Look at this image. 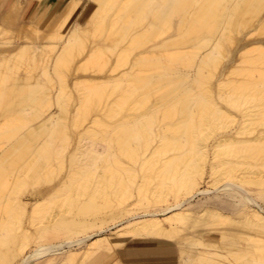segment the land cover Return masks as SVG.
<instances>
[{"label":"bare ground","instance_id":"obj_1","mask_svg":"<svg viewBox=\"0 0 264 264\" xmlns=\"http://www.w3.org/2000/svg\"><path fill=\"white\" fill-rule=\"evenodd\" d=\"M31 1L0 16V264H264V0L228 63L240 0H63L10 28Z\"/></svg>","mask_w":264,"mask_h":264},{"label":"rangeland","instance_id":"obj_2","mask_svg":"<svg viewBox=\"0 0 264 264\" xmlns=\"http://www.w3.org/2000/svg\"><path fill=\"white\" fill-rule=\"evenodd\" d=\"M11 0H7L6 3L3 5V7L0 9V16L3 14L4 10L6 9V7L8 6L9 2ZM54 1V0H53ZM57 3L63 1V0H55ZM33 3L36 8L34 9V12L32 14V16L29 15V4L30 3ZM29 4L26 5V7L24 8L23 12L21 13V15L19 16V21L18 23L15 25V26H9V25H6L7 27L9 26L10 28H14V29H17L20 27L21 23L23 22H29V23H32L34 25H36L37 27L41 28V29H45L46 28V25L48 24V22L50 21V19L52 18V16L54 15L55 13V8H56V5L53 4V6H49L48 9H45L44 11L38 9V6H39V2L38 1H31ZM58 3V5H59ZM260 3H261V0H240L239 1V4L237 6V9L235 10L233 16H232V19H231V24H230V29H232V32L234 34V44L231 46L232 48H234L235 50L233 51V55L227 60V63L228 62H231L233 60H236V58L238 57V54H240L244 47H249V45L246 43L248 40H252V41H256L260 35H261V32H262V25L260 24H256V25H250V23H242L240 27H242V30L241 32L238 34L235 32V21H236V18L237 16L239 15V12L241 10H243V8L245 6H252V5H257V6H260ZM264 7V4H262L260 6V8ZM28 8V9H26ZM113 10H116V9H113ZM115 12V11H114ZM113 12V15L115 16ZM26 13V14H25ZM260 19H261V23L264 22V10L261 12L260 14ZM73 20V19H72ZM176 20V19H175ZM113 21H114V17H113ZM2 21H0L1 23ZM115 22V21H114ZM173 21H172V24L167 26L166 25V29L168 30L164 36L171 32L173 30ZM163 37V36H162ZM106 69V68H105ZM36 73V71H35ZM34 73V74H35ZM119 73V71H118ZM116 72V74H118ZM43 77V76H42ZM21 94L18 93L17 96L15 97L14 100H17V99H20L19 97ZM25 95V93H23V96ZM38 95V93H37ZM29 102V101H28ZM52 110V109H51ZM36 124V122H35ZM33 125V124H32ZM21 137V136H20ZM23 139V137H22ZM91 139H87L86 142L88 144H90L91 142ZM27 146V143L25 141H20L19 143V146L11 153V156H17L19 155L23 150H25ZM87 146V145H86ZM5 151V150H4ZM144 202L141 201L140 203H138L137 205L133 206L135 209L136 208H146L148 207V209H150L151 207H149L150 205L147 206V204H143ZM112 229V228H111ZM157 247V246H153V245H145V246H142V247H138L139 249H151V250H154V248ZM134 249V248H132ZM115 259V257L113 258V260Z\"/></svg>","mask_w":264,"mask_h":264},{"label":"crops","instance_id":"obj_3","mask_svg":"<svg viewBox=\"0 0 264 264\" xmlns=\"http://www.w3.org/2000/svg\"><path fill=\"white\" fill-rule=\"evenodd\" d=\"M6 1L7 0H4V3L0 5V9L3 7V5L6 3ZM53 4L56 5V8L58 7V4H57V2L55 0L54 1L53 0H42V2H41V4H40L38 9L44 11L45 9H48L49 6L50 7L53 6ZM33 5H34L33 3H30L29 6H28L29 7L28 12H30V14H29L30 16H32V14H33L32 12H34V9L36 8L35 6H34L35 7L34 8Z\"/></svg>","mask_w":264,"mask_h":264}]
</instances>
